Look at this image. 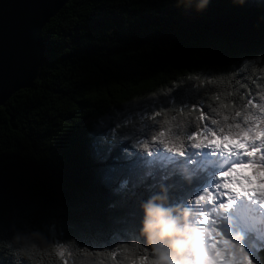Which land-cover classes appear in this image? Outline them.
<instances>
[{
  "label": "trees",
  "instance_id": "16d2710c",
  "mask_svg": "<svg viewBox=\"0 0 264 264\" xmlns=\"http://www.w3.org/2000/svg\"><path fill=\"white\" fill-rule=\"evenodd\" d=\"M198 5L70 0L43 28L41 77L0 107V250L14 264L199 258L202 215L169 197L198 192L218 171L199 168L195 150L170 153L152 137L189 143L203 124L197 140L204 128L220 138L259 114L264 3ZM121 198L127 219L110 207Z\"/></svg>",
  "mask_w": 264,
  "mask_h": 264
},
{
  "label": "snow or ice",
  "instance_id": "6c2138e0",
  "mask_svg": "<svg viewBox=\"0 0 264 264\" xmlns=\"http://www.w3.org/2000/svg\"><path fill=\"white\" fill-rule=\"evenodd\" d=\"M264 3V0H261ZM38 41H33L31 52L33 55L38 54ZM193 109L197 108L196 104L192 105ZM206 108L201 107V112L198 117L199 121L207 123L204 113ZM157 116L160 113H156ZM236 116H240L237 112ZM227 119V117H225ZM213 125L217 124L216 120H212ZM203 124L199 128H203ZM199 128L193 129L191 134L187 136V141L174 142L165 138V133L160 132L158 136H153L152 140L159 139V143L170 153L175 152L180 156H185L192 150L212 149L214 154L227 153L230 157L235 156L232 166L227 170L221 169L220 177L224 180L221 184L220 180H213L210 184L202 186L198 192H190L187 197L178 196L175 200L169 197V202L176 204L179 202L190 209L194 208L198 211H207L210 209L215 212L218 218L228 219L235 223L237 228L242 233H247L252 241L249 246L245 239L233 241L229 238L225 230L213 226L209 232L210 244L208 251L204 254L207 264H264V221L257 226L255 223H247L239 214L238 209L244 201L249 203V206L258 204L262 212H264V188L260 189H237L232 187L226 178L230 177L236 168L247 165L254 172L264 174V108L259 114L245 117L243 125L231 124L227 132L221 129L218 133L221 142L214 144L211 141L215 138V133L211 128H204L202 140H197ZM229 138H233L237 143L229 144ZM145 150H148V145H143ZM218 150V152H217ZM151 155V152H148ZM264 183V181H261ZM238 183V181H237ZM126 186V182H122L118 188H110L113 194H119L120 189ZM220 189L219 191H216ZM215 192V196L213 193ZM116 208L120 213L121 219H127L124 200L121 198V203L117 208L116 204L110 205ZM143 210L139 212L135 219V227L140 231V222L143 219ZM143 243V240L140 241ZM0 264H14L10 255L0 250ZM145 264H154V260L145 261Z\"/></svg>",
  "mask_w": 264,
  "mask_h": 264
},
{
  "label": "water",
  "instance_id": "95a60500",
  "mask_svg": "<svg viewBox=\"0 0 264 264\" xmlns=\"http://www.w3.org/2000/svg\"><path fill=\"white\" fill-rule=\"evenodd\" d=\"M70 0H0V107L30 89L46 61L42 30ZM33 41L38 54L33 55Z\"/></svg>",
  "mask_w": 264,
  "mask_h": 264
},
{
  "label": "rangeland",
  "instance_id": "374dc122",
  "mask_svg": "<svg viewBox=\"0 0 264 264\" xmlns=\"http://www.w3.org/2000/svg\"><path fill=\"white\" fill-rule=\"evenodd\" d=\"M211 143H214V144H217L218 142L216 140H213L211 141ZM231 144V143H229ZM203 152H204V155H205V159H209V162H218L217 164H221L222 160L225 159V161L223 162V169L226 170L227 168L231 167L232 166V162L233 160L237 159L236 157L234 158H231L227 153H224V154H214L213 153V150L212 149H202ZM218 152V150H217ZM227 159V160H226ZM246 166V167H245ZM245 166H240L238 168H236L235 172L232 173V175L228 178H226L228 180V182L231 184L232 187H235L237 189H260V188H264V183H262L261 181H264V176H255L252 172H253V169L248 167L247 165ZM250 178V180H249ZM258 179V180H257ZM213 180H220L221 184L224 182L223 179H221L220 175H217V176H213L211 177L205 184V185H208L210 184ZM238 181V183H237ZM250 181L252 183H250ZM251 186H253L254 188H252ZM220 189H217L216 191H219ZM213 195L215 196V192L213 193ZM247 205V201H244L243 204L241 205V207L238 209V212L240 214V216L249 224H253L255 223L254 219L252 218V215L253 214H250L249 213V210L246 209V205ZM256 206V209L260 210V206L258 204L255 205ZM253 207V206H252ZM251 207V208H252ZM208 211H211L212 212V217L210 219L209 222H204L206 223L205 224V228L208 229V232L209 230L215 226V227H219L221 230H225V232H227L228 236L230 239H232L233 241H236L237 237H241V236H247V233H241L240 234V231L238 230L237 228V225L235 223H232L230 222L228 219H224V218H218L215 214L214 211H212L210 209V206H209V210ZM241 211V212H240ZM261 214L259 215L258 214V221L261 220L264 221V212H262L260 210ZM236 225V226H235ZM240 234V235H239ZM207 235V240H206V243H207V248H206V251L205 253L208 251V247H209V244H210V239H209V235L208 233L206 234ZM204 253V254H205ZM204 254H202V258H197V261H196V264H207L205 258H204Z\"/></svg>",
  "mask_w": 264,
  "mask_h": 264
},
{
  "label": "clouds",
  "instance_id": "9594fccd",
  "mask_svg": "<svg viewBox=\"0 0 264 264\" xmlns=\"http://www.w3.org/2000/svg\"><path fill=\"white\" fill-rule=\"evenodd\" d=\"M187 2V0H177V3H185ZM208 0H199V7H203L205 4H207ZM149 204L152 205V207H161L162 205L160 203H158L155 198L150 200L148 202ZM145 212L147 214V205L145 206Z\"/></svg>",
  "mask_w": 264,
  "mask_h": 264
},
{
  "label": "bare ground",
  "instance_id": "6f19581e",
  "mask_svg": "<svg viewBox=\"0 0 264 264\" xmlns=\"http://www.w3.org/2000/svg\"><path fill=\"white\" fill-rule=\"evenodd\" d=\"M201 233V232H200Z\"/></svg>",
  "mask_w": 264,
  "mask_h": 264
}]
</instances>
